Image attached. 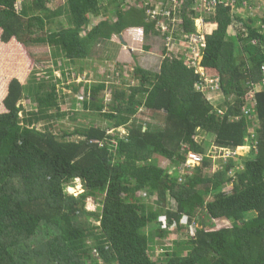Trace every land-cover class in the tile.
I'll return each instance as SVG.
<instances>
[{"label": "trees", "instance_id": "obj_1", "mask_svg": "<svg viewBox=\"0 0 264 264\" xmlns=\"http://www.w3.org/2000/svg\"><path fill=\"white\" fill-rule=\"evenodd\" d=\"M21 1L17 8L18 0H0V41L46 43L55 64L57 58H91L99 42L122 37L129 28H141L147 36L160 32L156 21L147 20L145 7L118 5L114 18L87 28L91 16L105 13L100 0H64L55 8L51 0ZM179 1L187 35L199 12L193 0ZM234 17L244 30L236 32L233 15L222 6L205 20L217 26L206 32L199 66L207 77L219 79V92L209 91L222 94L217 105L201 90L203 76L186 63L184 46V53L172 57L165 56V47L157 49L164 56L158 71L136 64L138 82L128 89L113 85V104L104 110L108 127L77 126L62 135L52 130L53 121L67 112L59 108L51 70L47 79L34 69L27 76L2 75L0 264H264V84L254 91L252 110H243L253 84L264 80V29L255 13L246 20ZM105 87L85 85L89 99L83 107L102 113L98 101ZM24 99L33 109L24 110ZM142 106L161 112L164 120L120 134L116 128ZM110 126L115 133H109ZM197 129L211 139L197 142ZM207 145L235 154L206 174L212 165ZM188 151L202 161L179 175L177 165ZM155 154L169 157L172 165L152 163ZM75 179L83 185L77 195L67 191ZM98 195L101 206L88 210L86 199ZM171 229L184 234L153 259L154 232L162 237Z\"/></svg>", "mask_w": 264, "mask_h": 264}, {"label": "rangeland", "instance_id": "obj_2", "mask_svg": "<svg viewBox=\"0 0 264 264\" xmlns=\"http://www.w3.org/2000/svg\"><path fill=\"white\" fill-rule=\"evenodd\" d=\"M165 1L166 0H116L114 3L112 0H100L101 5L107 7L105 13H102L103 15L99 17L91 18V22L87 28H91L102 18H114L116 7L118 5L121 8H124V10L131 6L139 9L145 7L146 14L149 16L147 20L155 22V19L150 17L149 14H151L154 9L159 8ZM62 2H64V0H51L49 5L51 8H55L61 5ZM259 2L261 1L257 0L256 2L255 0H250L249 7L238 5L240 10L238 9L234 12L232 18V25L235 30L239 31L240 26H242L241 21H238L239 18L234 17L235 14H238L240 18L246 20L247 16H253L255 13L260 17V19L257 20V22H260V26L261 24H264L261 19L264 17V4L263 2L259 4ZM21 3L22 1L18 0L17 8H20ZM259 5L261 9L258 11H261L254 12V7H258ZM167 6L171 7L172 5L167 3ZM63 18L64 17H58V20H62ZM162 24L161 28L156 26V30H160L158 35L150 34L147 36L143 33L141 28H129L122 33V37L113 36L111 41H102L100 44H97L95 46L96 51L91 58L76 59L73 61L57 58V64L53 62L51 48L46 43L37 44L27 42L24 45H21L19 42H9L7 44H2L0 42V83L2 82V75L5 72H8L10 75L15 74L27 76L30 71L34 69L33 72L37 73L38 78L47 79L49 71L51 70V75L55 78L54 82L56 83L59 92V108L61 111L67 112L65 117L53 121V132L62 135L66 131H72L77 126L90 124L108 127L111 123L110 120L105 117L104 112L107 110V104H113V85L119 89H128L137 84L138 80L134 77L135 74L133 73L136 64L144 67L146 70L158 71L161 62L164 59V56L160 54L159 50H157L161 47H165L167 52L165 56L167 57L174 56L178 51V55H180V52H185L183 46L186 47V44L185 42L181 43L184 41L183 39H185L184 33H182V29L184 28L181 25H178V17L174 16L173 19L166 20ZM216 26L217 25L213 23V27L216 28ZM36 28L37 27L34 26V30L39 34L40 30L38 28L36 30ZM126 32L130 34H127ZM186 43L189 44L188 40ZM146 45H149L150 48H145ZM187 58H189V56L185 55L186 63ZM101 82L106 84L105 89L100 93V98L103 99L98 101L100 105L103 104L102 113L99 109L84 108L83 101L89 99V95L85 90V85ZM253 86L258 88L257 90H261L262 88L260 84H258V86L254 84ZM252 91L254 92L255 89L252 88ZM206 94L208 96L210 95L208 92ZM221 98H223L221 93L218 94L217 97L215 96L214 104L217 105L223 102V99ZM252 99L253 98L249 96L248 100L250 103H252ZM1 100L2 99L0 98V112H3L6 109L1 103ZM22 105L24 106L25 111L31 110L34 107L33 102L28 99L22 100ZM163 120L164 116L161 112L146 109L142 106L132 115L130 121L126 125L119 126L116 129L120 134H124L133 126L145 128L149 125L154 126ZM44 126L42 123L38 124L39 128H44ZM115 130L110 126L109 133H115ZM72 138H77V136H73ZM202 138H205V141L211 139L210 137L206 138L204 133L198 131L195 135V140L199 142ZM207 146L209 147V145ZM242 152L244 153L245 151ZM216 153H218L220 157H218ZM207 154L208 157L211 158L212 165L207 168L205 172L206 174H211L215 169L221 167V159L227 157V151H221L219 148L215 150V146H210ZM151 159L152 163L162 167L168 168L169 165H172L170 161L171 159L163 155L155 154ZM235 159L236 157H234V160ZM188 162H190V160H188ZM196 166L197 165H191L190 167H185L182 162L180 165H177L178 173L179 175L181 173H191ZM170 170H173V168H170ZM230 186L231 185H228L225 189L229 190ZM82 188L83 185L81 181L75 179L71 183V186L67 187V191L77 195L83 190ZM141 194H144L143 200L147 202L149 196H146L145 193ZM141 194L138 192V195ZM102 197L103 195L88 197L86 199V208L88 210H98L101 206ZM151 199L153 200L154 198L151 197ZM210 199L211 197L209 196L206 198V200ZM90 219L92 222L94 221L93 217H90ZM221 225L222 224H218V226ZM166 231L168 232L162 237H159L155 233L156 231L154 232V240L151 244H153L155 248L152 251L150 250L153 259L160 254L162 256V246H171L173 240L180 238L181 235L184 234V232H178L174 229ZM93 256H97L94 251ZM98 262L101 263V260L99 259Z\"/></svg>", "mask_w": 264, "mask_h": 264}, {"label": "built area", "instance_id": "obj_3", "mask_svg": "<svg viewBox=\"0 0 264 264\" xmlns=\"http://www.w3.org/2000/svg\"><path fill=\"white\" fill-rule=\"evenodd\" d=\"M167 3L172 6L168 7ZM238 5H241L243 7H249V0H193V3H192V7L196 11L199 12V15H197L194 18L195 30L187 35H184V37L187 38L188 43H189L187 44L184 40L186 44V48L189 49V53L187 54L189 56V58H187V63L189 66L190 65L197 66L196 71L201 73V75L203 76V80L205 82L201 86V90L208 92L209 94L212 91L219 92V79L213 78V77L211 78L207 77L204 74L203 68L199 66L200 61L202 59V48L204 47L206 32L211 33L215 29V27H213V23L215 22L212 23V22H208L205 20L209 19L211 16H214L216 14L217 7H220V6L229 8L231 15H233V13L236 12L240 8ZM180 7H181V2L179 0H166L164 3H162V5L159 8L154 9V11L149 15L150 17L155 19L156 26L160 28L163 25L162 23L164 21L170 20L171 18L173 19L174 16L178 17V21H179L178 25H180L182 22L180 18V12H179ZM177 9L179 13L172 15V10H177ZM261 28L264 29V24H261ZM240 30H244V26H240ZM197 88H199L198 85H197ZM253 94H254L253 91H251L250 93H248V96L253 98ZM214 97L215 96H211V95L208 96V98L211 101L214 100ZM254 104H255V101L254 102L252 101V103L246 104L247 106H243V110L245 112H250ZM217 148H219L221 151L223 150L227 151V157L235 154V152H232L231 150L227 148L215 147V150ZM216 155L220 157L218 153H216ZM188 160H190V162H188ZM201 161H202V156L199 153L188 151L186 154V159L183 162V164L185 167H190L191 165L192 166L199 165ZM181 174H185V173H181Z\"/></svg>", "mask_w": 264, "mask_h": 264}, {"label": "crops", "instance_id": "obj_4", "mask_svg": "<svg viewBox=\"0 0 264 264\" xmlns=\"http://www.w3.org/2000/svg\"><path fill=\"white\" fill-rule=\"evenodd\" d=\"M250 1V0H249ZM256 2H257V0H255ZM261 2H263V4H264V0H260ZM261 2H259V4H261ZM259 9H261V7H260V5L258 6V7H254V12H257ZM239 10H240V8H239ZM261 11V10H260ZM260 11H258V12H260ZM250 15V14H249ZM91 16V15H90ZM91 18H93V16H91ZM91 18H90V21H91ZM131 29V28H130ZM127 34H130V33H128V32H126ZM1 42V41H0ZM102 42V41H101ZM101 42H99L98 44H100ZM2 43V42H1ZM3 44V43H2ZM21 44V43H20ZM21 45H23V44H21ZM0 75H1V73H0Z\"/></svg>", "mask_w": 264, "mask_h": 264}, {"label": "clouds", "instance_id": "obj_5", "mask_svg": "<svg viewBox=\"0 0 264 264\" xmlns=\"http://www.w3.org/2000/svg\"><path fill=\"white\" fill-rule=\"evenodd\" d=\"M261 27V26H260ZM263 29V28H262ZM258 84H260V86L262 85V84H264V80L262 81V82H260V83H256V85L258 86ZM254 85V84H253ZM252 88H254L255 89V91H257V89L258 88H255L254 86L252 87ZM251 88V89H252ZM254 93V92H253ZM255 105V104H254ZM230 174H232V172L230 171Z\"/></svg>", "mask_w": 264, "mask_h": 264}]
</instances>
